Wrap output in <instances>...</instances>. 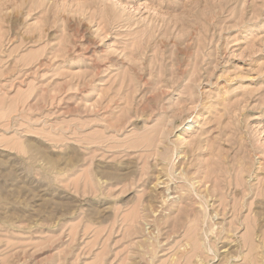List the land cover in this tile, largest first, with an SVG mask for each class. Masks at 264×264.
Returning a JSON list of instances; mask_svg holds the SVG:
<instances>
[{"label":"rangeland","instance_id":"374dc122","mask_svg":"<svg viewBox=\"0 0 264 264\" xmlns=\"http://www.w3.org/2000/svg\"><path fill=\"white\" fill-rule=\"evenodd\" d=\"M188 263L264 264V0H0V264Z\"/></svg>","mask_w":264,"mask_h":264},{"label":"bare ground","instance_id":"6f19581e","mask_svg":"<svg viewBox=\"0 0 264 264\" xmlns=\"http://www.w3.org/2000/svg\"><path fill=\"white\" fill-rule=\"evenodd\" d=\"M165 176H166V174H165ZM160 180H161V178H160ZM160 180H159V181H160ZM162 180H163V178H162ZM162 180L160 181V183L163 182V184H164V183H165V182H164L165 179H164V181H162ZM206 180H208V179H206ZM168 181H169V180H168ZM168 181H167V182H168ZM169 183H170V181H169ZM169 183H168V185H169ZM191 183H193V185H194L195 188L197 187V186H196V181H192ZM158 185H159V184H158ZM168 185H167V184L165 185L166 190H165L164 193H166V194L163 196V198H161V197L159 196V197L162 199V203H165V202L168 201V193H167V191L170 190ZM161 186H162V185H161ZM159 187H160V186H159ZM191 187H192V186H191ZM163 188H164V187H163ZM174 189H175V188H174ZM174 189H173V190H174ZM171 190H172V189H171ZM171 190H170V191H171ZM207 190H208V188H207ZM175 191H176V190H175ZM210 194H211V193H210ZM211 197H212V195H211ZM172 198H174V197H172ZM206 198H208V197H206ZM170 199H171V198H170ZM204 199H205V198H204ZM186 200H187V199H186ZM146 201H147V200H146ZM149 201H150V199H149ZM201 201H202V200H201ZM207 201H208V199H207ZM143 202H144V201H143ZM147 202H148V201H147ZM139 203H140V202H139ZM162 203H160V204H161V205H164V204H162ZM169 203H170V201H169ZM160 204H159V205H160ZM166 204H168V203H166ZM171 204H172V203H171ZM190 204H191V203H190ZM207 204H208V203H207ZM141 205H142V204H141ZM168 205H169V204H168ZM143 206L145 207V205H143ZM147 206H149V205H147ZM208 206H209V205H208ZM162 207H163V206H162ZM164 207H165V206H164ZM197 216H198V215H197ZM202 216H203V215H202ZM214 217H215V214H212V213H211V219H210V220L214 219ZM209 218H210V217H209ZM261 221H262V219H261ZM197 222H198V221H197ZM201 224H202V223H201ZM213 226H214V225H213ZM214 228H215V227H214ZM214 228H211V229L209 230V233H212V234H213V232H214L213 229H214ZM186 246H187V245H186ZM186 246H184V247H185L184 252L188 250V249L186 250V248H187ZM184 247H183V248H184ZM189 248H190V247H189ZM190 249H191V248H190ZM182 250H183V249H182ZM188 251H189V250H188ZM184 252H183V253H184ZM189 252H190V251H189ZM186 253H188V252H186ZM186 253H185V254H186ZM181 254H182V251H181ZM193 254H194V253H193ZM195 254H196V251H195ZM195 254H194V256H196ZM182 255H183V254H182ZM191 255H192V254H191ZM186 257H187V256H186ZM178 258L180 259V257H178ZM178 258H176V259H178ZM181 258H182V256H181ZM189 258H190V257H189ZM197 258H198V257H197ZM187 259H188V258H187ZM199 259H200V258H199ZM199 259H198V260H199ZM183 260H185L184 257H183ZM176 261H177V260H176ZM176 261H175V262H176ZM200 261H201V260H200ZM175 262H174V263H175ZM178 262H179V261H178ZM182 262H185V261H182ZM182 262H181V263H182ZM188 262H189V261H188ZM195 262H196V261H195ZM190 263H191V258H190ZM202 263H203V262H202ZM188 264H189V263H188ZM195 264H197V263H195Z\"/></svg>","mask_w":264,"mask_h":264}]
</instances>
